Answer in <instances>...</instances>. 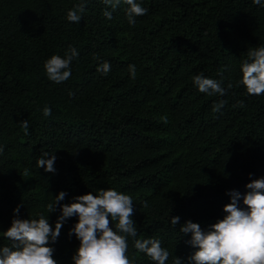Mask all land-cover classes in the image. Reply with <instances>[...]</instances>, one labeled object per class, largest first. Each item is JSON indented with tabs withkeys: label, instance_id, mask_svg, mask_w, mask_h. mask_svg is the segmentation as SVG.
Wrapping results in <instances>:
<instances>
[{
	"label": "trees",
	"instance_id": "trees-1",
	"mask_svg": "<svg viewBox=\"0 0 264 264\" xmlns=\"http://www.w3.org/2000/svg\"><path fill=\"white\" fill-rule=\"evenodd\" d=\"M135 2L147 13L130 24L123 0L115 9L104 0H0V225L4 233L13 219L43 215L54 227L59 205L111 189L133 201L131 264H157L134 248L137 239L159 240L165 264H190L197 249L182 224L207 231L226 215L228 193L238 192L246 209L245 185L264 178V94L240 83L248 52L264 47V0ZM81 3V20L69 21ZM70 47L78 52L70 78L49 80L45 62ZM104 62L107 74L97 70ZM197 75L225 93L199 92ZM44 153L57 157L54 173L38 168ZM77 220L68 218L48 245L57 264H73ZM3 233L0 248L11 247Z\"/></svg>",
	"mask_w": 264,
	"mask_h": 264
},
{
	"label": "clouds",
	"instance_id": "clouds-1",
	"mask_svg": "<svg viewBox=\"0 0 264 264\" xmlns=\"http://www.w3.org/2000/svg\"><path fill=\"white\" fill-rule=\"evenodd\" d=\"M104 2L115 9L121 0ZM253 2L259 5L261 0ZM123 3L128 6L126 14L130 24L135 23L136 16L147 13V9L135 0H123ZM84 10V3L76 5L69 10L67 19L78 23ZM104 16L107 19L112 18L109 11H105ZM77 56L76 49L70 47L64 58L57 55L49 58L44 64L48 79L56 83L68 80L71 76V62ZM248 57L250 62L245 60L241 66L240 83L249 95L264 94V47L250 50ZM128 67L130 76L134 79L135 65ZM110 69L111 65L104 62L97 70L107 74ZM193 82L199 92L208 95H223L226 91L220 82L200 75L194 76ZM220 107L222 103L216 105L213 111H218ZM43 114L50 115L51 109H43ZM20 124L27 135L28 121L23 120ZM56 159L54 154L44 153L37 161V166L42 167L45 172L54 173ZM245 187L249 189L242 198L246 209L238 207L240 194L231 191L228 193L230 203L223 207L226 215L210 225L207 231L202 230L198 223L191 221L182 224L179 231L184 234L190 233L191 239L188 243L197 249L188 258L190 264H264V178L253 180ZM65 195L64 192L57 194L54 203L48 205L49 213L56 210V205ZM59 210L60 215L54 227L43 215L33 220L13 219L11 226L3 233V236L13 244L11 247L0 248V264H57L53 259L54 249L48 245L50 242H56L63 224L73 216L78 220L69 235L74 234L79 240V246L72 257L73 264H131L126 254L127 237H135L137 232L131 219L133 201L130 196L111 189L100 190L97 195L84 194L76 197L73 203L59 205ZM13 211L18 214L19 209ZM109 217L112 221H117L116 228L122 234L113 231ZM179 220V217L174 216L170 218V223L176 226ZM134 248L145 253L157 264H165L169 257V252L161 247L159 240L137 239ZM173 264H181L180 258L175 257Z\"/></svg>",
	"mask_w": 264,
	"mask_h": 264
},
{
	"label": "rangeland",
	"instance_id": "rangeland-1",
	"mask_svg": "<svg viewBox=\"0 0 264 264\" xmlns=\"http://www.w3.org/2000/svg\"><path fill=\"white\" fill-rule=\"evenodd\" d=\"M3 233V229H2V227H1V225H0V235Z\"/></svg>",
	"mask_w": 264,
	"mask_h": 264
}]
</instances>
